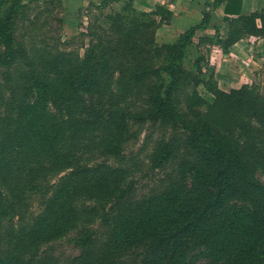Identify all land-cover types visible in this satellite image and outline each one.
<instances>
[{"label":"trees","instance_id":"obj_1","mask_svg":"<svg viewBox=\"0 0 264 264\" xmlns=\"http://www.w3.org/2000/svg\"><path fill=\"white\" fill-rule=\"evenodd\" d=\"M134 1L91 2L84 54H49L52 67L60 65L55 76L24 73L17 114L0 124V264H264V91L257 83L222 89L215 71L204 72V53L185 66L198 30L214 27L216 40L202 37L199 46L216 44L224 54L240 40L264 38V7L245 14L242 0L206 1L199 24L160 44L157 29L173 13L139 10ZM113 4L120 6L106 13ZM221 4L226 35L211 24ZM23 13L24 0H0L3 66L28 60L15 46ZM138 96L147 106L133 118L170 130L150 156L165 176L147 193L126 184V168L96 160L99 152L121 156L126 104ZM27 191L40 194L43 211L16 227L6 199L20 202ZM69 229L78 232V254H48Z\"/></svg>","mask_w":264,"mask_h":264},{"label":"rangeland","instance_id":"obj_2","mask_svg":"<svg viewBox=\"0 0 264 264\" xmlns=\"http://www.w3.org/2000/svg\"><path fill=\"white\" fill-rule=\"evenodd\" d=\"M91 2L98 3L99 0H24V13L16 19L15 46L18 48L22 45L28 53V60L20 57L21 59L17 65L3 66L0 64V124L4 121L10 123L17 114V98L23 95L22 86L27 84L24 73L27 74L32 71L43 74L47 70L55 76L60 69V65L56 63L55 68H53L52 61L56 56H50L49 54H55L58 51L73 52L80 56L84 54L85 48L91 40L87 27L92 21L87 15V8ZM119 6L120 4H113V7L108 8L105 12L108 13L112 8L115 9ZM6 7L7 5L3 7L1 15ZM93 11L97 12V15L100 13L97 9ZM220 25L221 31H224V24ZM197 41L198 39H195V43L190 50L191 59H186L185 66L192 69V59L204 53L207 63L203 66L204 72L208 74L215 71V60L212 56H215L216 53L213 52L212 44L210 46L204 44L201 48ZM3 49L0 45V59L3 55ZM247 72L253 79L250 83L260 84L261 89L264 91V68L255 72V75L248 69ZM198 90L204 98L210 101L213 100V95L203 86H200ZM185 94L186 92H183V95ZM182 99L184 98L182 97ZM146 103L147 98L145 96H138L130 99L126 104L129 130L122 146L121 156L119 158L105 156L102 152L96 154L97 161H108L109 164L111 163L114 166L126 168L128 173L126 184L131 181L135 182L137 190L141 193L149 192L160 177L165 176L164 172L152 169L150 156L157 144L164 137L170 136V130L159 124L154 125L148 119L138 122L137 119L133 118L136 112L146 108ZM132 106H134L133 110ZM1 140L2 137L0 136V142ZM69 171L70 169H65L58 174H53L49 177V181L51 184H56ZM3 189L8 190L7 185ZM6 200L10 210V218L16 227L21 224L28 225L42 214L43 198L34 191H27L20 202H16L15 199L8 196ZM85 203L86 209L85 206H80L79 212L87 211V207L91 203L89 201H85ZM79 212L77 211L76 215L82 217ZM82 222L84 221L82 220ZM89 224L90 222H86V226H89ZM67 232L63 238L51 243L46 249L48 254H53L55 258L63 261L79 252L76 245L78 232L70 229Z\"/></svg>","mask_w":264,"mask_h":264},{"label":"crops","instance_id":"obj_3","mask_svg":"<svg viewBox=\"0 0 264 264\" xmlns=\"http://www.w3.org/2000/svg\"><path fill=\"white\" fill-rule=\"evenodd\" d=\"M206 1L213 2L214 0H135L134 6L143 11H152L157 6H163L173 13L170 20L162 23L156 33L158 43L166 44L173 43L181 33L201 22ZM242 2V11L245 14L264 7V0H242ZM223 17L224 4H221L213 10L211 24H224L223 33L226 35L228 27L223 22ZM202 37L213 38L215 41V28L208 27L198 30L195 37L198 39L197 43ZM204 44L210 46V43H202L201 48ZM212 46L213 52L216 53L212 56L215 60V77L220 87L226 91L253 81L247 69L255 75V72L264 68V38L251 37L240 40L231 47L229 54H224L219 45L212 44Z\"/></svg>","mask_w":264,"mask_h":264}]
</instances>
